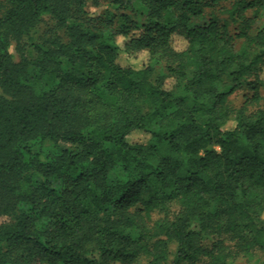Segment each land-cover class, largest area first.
<instances>
[{"label":"trees","instance_id":"obj_1","mask_svg":"<svg viewBox=\"0 0 264 264\" xmlns=\"http://www.w3.org/2000/svg\"><path fill=\"white\" fill-rule=\"evenodd\" d=\"M130 1L148 9L145 25L87 17L86 0L0 7V264H229L264 253V110L230 100L242 88L264 99V30L253 35L247 17L264 0ZM46 15L69 40L34 46L30 59L23 41ZM143 52L140 67L121 62ZM138 132L148 139L131 141ZM211 234L225 239L207 247Z\"/></svg>","mask_w":264,"mask_h":264},{"label":"rangeland","instance_id":"obj_2","mask_svg":"<svg viewBox=\"0 0 264 264\" xmlns=\"http://www.w3.org/2000/svg\"><path fill=\"white\" fill-rule=\"evenodd\" d=\"M6 0H0V7L2 4L5 3ZM227 3V6L229 2H223L222 6ZM86 9L88 14L87 17L90 16H97L102 17L105 12L114 13V15H120V14H126L129 15L135 20L139 25H145L148 22V9L144 8V6L139 3H132L130 0H86ZM209 11V10H208ZM257 14H255V10L252 9L247 12V17L250 18L253 21V28H252V34L255 35L259 31L264 30V6L261 8V10ZM225 17V16H222ZM209 12L205 14L203 17L196 18L192 21V23L197 24H203L207 21H209ZM123 23L120 20H116V24L114 25V29L121 26ZM239 26L232 25L231 30L234 31ZM58 37L63 43L68 42L69 38L65 33L64 29H59L57 27V21L53 19L51 16L46 15L40 19L37 26L31 30L30 36L28 38H25L23 43L26 45L27 50V56L30 59L36 58V52L34 51V46H40V47H49V42L55 38ZM119 44L122 46L124 44V40L122 38H118ZM237 47L240 48L242 44L244 43L243 40H238ZM180 47L179 43L176 45V48ZM11 51L16 56V59H18V55L16 52V44L13 43ZM133 58V57H131ZM149 58V54L147 52L140 53L137 55V57L133 58L134 60L128 61V57L125 55L122 56L121 62L122 63H131L134 64L137 67H140L142 63H147ZM261 79L264 80V72L261 74ZM168 87H172L173 83L172 81H168ZM173 88V87H172ZM260 95L264 98V86L260 87L259 89ZM254 91H250L246 88H242L237 90L231 97L230 100L232 102V105L235 109H241L243 107H246L248 114H255L259 110H264V99L261 101H253ZM235 125V122H230L227 127H224V130H230L233 129ZM148 139L147 136H145L143 133H136L134 134L130 140L131 141H146ZM62 148L68 149L70 151L77 152L78 148L76 146H72L69 144H61ZM219 150V148H217ZM57 187L60 185V183L55 184ZM173 211H178L177 207L173 208ZM161 216H154V220L159 219ZM2 222V221H1ZM0 222V223H1ZM134 237H137V234H133ZM211 235H206L204 237V245L207 247H210L214 244V242L218 239L223 240L225 237L218 238ZM225 245L229 247H233V243H230L227 240L224 242ZM177 246L176 244H172L170 246L171 256H170V262L173 260L175 252H176ZM140 264H148V261L143 260ZM229 264H264V253L262 251H256L255 257L251 260L248 258H245L243 256H237L236 258L229 261Z\"/></svg>","mask_w":264,"mask_h":264}]
</instances>
